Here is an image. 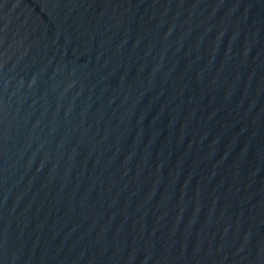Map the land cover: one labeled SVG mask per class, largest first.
<instances>
[{"label": "water", "instance_id": "1", "mask_svg": "<svg viewBox=\"0 0 264 264\" xmlns=\"http://www.w3.org/2000/svg\"><path fill=\"white\" fill-rule=\"evenodd\" d=\"M0 264H264V0H0Z\"/></svg>", "mask_w": 264, "mask_h": 264}]
</instances>
